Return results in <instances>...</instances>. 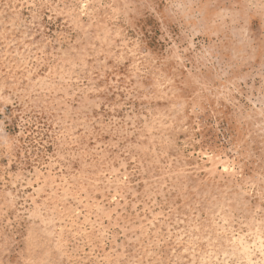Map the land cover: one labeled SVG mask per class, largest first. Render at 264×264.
I'll list each match as a JSON object with an SVG mask.
<instances>
[{
	"label": "rangeland",
	"instance_id": "rangeland-1",
	"mask_svg": "<svg viewBox=\"0 0 264 264\" xmlns=\"http://www.w3.org/2000/svg\"><path fill=\"white\" fill-rule=\"evenodd\" d=\"M0 264H264V0H0Z\"/></svg>",
	"mask_w": 264,
	"mask_h": 264
}]
</instances>
